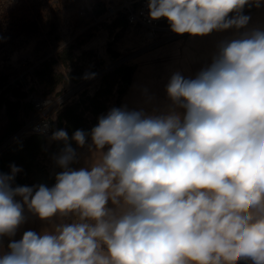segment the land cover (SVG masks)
Returning <instances> with one entry per match:
<instances>
[{
    "label": "clouds",
    "instance_id": "obj_1",
    "mask_svg": "<svg viewBox=\"0 0 264 264\" xmlns=\"http://www.w3.org/2000/svg\"><path fill=\"white\" fill-rule=\"evenodd\" d=\"M249 4L261 0L148 8L174 33L203 36L245 27ZM166 91L183 116L112 108L91 130L99 159L90 169L69 167L76 152L61 129L51 137L65 142L53 187H12L15 165L0 173V237L25 222L17 197L41 220L78 218L25 232L0 264H264V31L222 44L210 67L195 79L174 74ZM88 135L72 140L83 147Z\"/></svg>",
    "mask_w": 264,
    "mask_h": 264
},
{
    "label": "rangeland",
    "instance_id": "obj_2",
    "mask_svg": "<svg viewBox=\"0 0 264 264\" xmlns=\"http://www.w3.org/2000/svg\"><path fill=\"white\" fill-rule=\"evenodd\" d=\"M128 1L0 0V152L33 135L12 139L31 112L27 91L64 94L57 116L71 111L82 118L84 132L117 108L129 67L134 69L140 55L158 45L129 25L119 8L109 9ZM251 7L255 6L245 5L242 11ZM52 134H39L47 148ZM7 157L10 166L21 169L12 153ZM33 164L53 175L61 172L43 151ZM29 169L24 178L40 183L39 168ZM16 175L23 177L21 171Z\"/></svg>",
    "mask_w": 264,
    "mask_h": 264
},
{
    "label": "crops",
    "instance_id": "obj_3",
    "mask_svg": "<svg viewBox=\"0 0 264 264\" xmlns=\"http://www.w3.org/2000/svg\"><path fill=\"white\" fill-rule=\"evenodd\" d=\"M242 14L250 17L248 24L243 28L233 27L223 31H213L203 36L179 35L142 53L133 69L130 82L120 96L117 108L138 111L151 116L176 111L183 116L185 110L177 107L166 91L171 77L179 73L185 79H195L201 71L210 67L218 58L222 44L242 38L253 30L264 31V3L260 7L248 8L242 11ZM57 122L58 125L61 122L58 116ZM98 122L99 120L90 126L85 145L83 147L77 145L76 160L73 165L69 166L70 168L90 169L92 163L99 159L90 135ZM107 150L108 146H105L101 151L106 152ZM16 199L23 206L25 222L19 226L14 236L0 237V257L9 252L10 243L22 239L27 231H34L37 234L45 231L53 232L57 226L73 223L78 219L75 215H69L41 220L28 210L22 198L17 197ZM108 206L113 207L111 202ZM236 264H253V262L242 258Z\"/></svg>",
    "mask_w": 264,
    "mask_h": 264
},
{
    "label": "built area",
    "instance_id": "obj_4",
    "mask_svg": "<svg viewBox=\"0 0 264 264\" xmlns=\"http://www.w3.org/2000/svg\"><path fill=\"white\" fill-rule=\"evenodd\" d=\"M148 4L149 0H130L120 7L111 6L109 9L113 12L119 8L124 13L126 22L143 30L145 37L153 43L161 44L179 36L171 30L167 19L150 18ZM26 99L31 112L12 135L13 140L32 133H53L59 129L57 112L64 104V94L50 95L31 90L27 91Z\"/></svg>",
    "mask_w": 264,
    "mask_h": 264
},
{
    "label": "trees",
    "instance_id": "obj_5",
    "mask_svg": "<svg viewBox=\"0 0 264 264\" xmlns=\"http://www.w3.org/2000/svg\"><path fill=\"white\" fill-rule=\"evenodd\" d=\"M125 21H126V19H125ZM132 72H133V68L129 67L127 77L125 78L126 86L130 82ZM125 88L122 90V93L125 90ZM39 93L48 94V93H44V92H39ZM25 99H26V96H25ZM26 101H27V99H26ZM27 103L29 104L28 101H27ZM29 106H30V104H29ZM59 119L61 120V122L59 124L58 130L62 129V130L67 132L68 137H69L68 144L76 152L77 144L74 140H72V136H73L75 131L83 130V127L81 126L82 118L75 115L74 113H71V111H68V112H65L63 117L62 118L60 117ZM89 128L90 127H87V129L85 130V133H88ZM32 134L33 135L28 139V141H26V143L0 152V173L5 174V175L11 174V171H10L11 168H10V163H9L10 159H8L7 155L9 153H12L14 158L18 159L20 162L21 172H22V176H23V177H21L19 175H15V178L12 182V187H17V186L33 187V186H38V185L43 184V185L51 188L56 183L55 177L57 174L53 175L46 167L40 166L37 164L34 165L33 162L35 161L36 156L40 152L43 151L50 156L52 163L54 165H58L56 162L57 154L61 153V151L64 149L65 142L52 139V143H51L50 148H47L45 146L44 139L43 138L40 139V137H39L40 133H32ZM75 160H76V157H75ZM75 160L69 166L73 165L75 163ZM30 166L31 167L35 166L36 168H39V170L41 172V176L36 177V180L40 181V183L30 182V181H27L26 178H24L25 177V170L30 171V169H29ZM60 170H61V172L63 171L62 168H60ZM48 178H50V181H48ZM50 182H52V183H50Z\"/></svg>",
    "mask_w": 264,
    "mask_h": 264
}]
</instances>
